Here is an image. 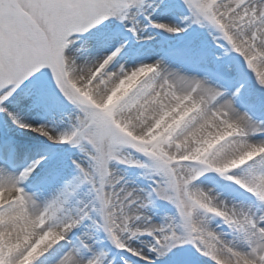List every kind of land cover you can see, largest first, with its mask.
Instances as JSON below:
<instances>
[{
  "label": "snow or ice",
  "instance_id": "1",
  "mask_svg": "<svg viewBox=\"0 0 264 264\" xmlns=\"http://www.w3.org/2000/svg\"><path fill=\"white\" fill-rule=\"evenodd\" d=\"M182 4L176 24L151 18L155 0H0V264H161L187 246L213 264H264V212L198 184L214 173L264 205V118L241 107L245 90L264 92V0ZM113 21L137 39L198 26L234 57L215 78L163 57L129 66L127 42L105 30ZM12 126L69 145L71 173L48 154L21 163ZM115 165L144 169L153 186H129ZM154 198L176 215L154 222Z\"/></svg>",
  "mask_w": 264,
  "mask_h": 264
},
{
  "label": "rangeland",
  "instance_id": "2",
  "mask_svg": "<svg viewBox=\"0 0 264 264\" xmlns=\"http://www.w3.org/2000/svg\"><path fill=\"white\" fill-rule=\"evenodd\" d=\"M148 11L151 13L153 20L176 24H180L182 17L186 14L182 0H155V5L149 8ZM141 20L142 23L147 24V21L143 20L142 17ZM105 30L118 37L117 43L127 42L120 59L122 62L127 61L129 66H134L141 62H151L163 57L174 67L183 68L189 73L199 72L200 74H208L215 78L217 68L232 62L234 57L232 53L222 54V50L217 51L212 37L209 35V30L198 26H192L180 34H170L159 29L148 27L142 33V36L147 38L142 39H137L118 21H113L107 25ZM101 51L103 50H97L93 54L99 55ZM202 54L206 55V61L201 60ZM215 55H220L221 59L216 60ZM247 78L250 84L254 83L250 72L247 73ZM235 84L236 82L233 81L231 85L226 84L225 86L234 87ZM244 100L245 102L241 104V107L249 110L258 119L264 118V92L259 90L249 92L245 90ZM25 115L30 122L52 123L50 117L43 112L31 111L30 113L26 112ZM259 138L257 137V139ZM20 140L26 141L32 139L18 138V141ZM32 141L50 146V149L45 151V153L55 157L65 173H71V159L78 156V153L74 149L69 145H52L47 140L34 139ZM21 148L23 149V153L20 162L26 163L31 157L41 155L45 147L21 144ZM115 167L124 176L129 186L142 189L145 192L149 191L153 186V178L147 175L144 169L125 167L123 165H115ZM198 184L212 189L214 193L219 195L220 199L226 200L230 204H237L257 215L264 212V205L260 204L253 195L247 193L232 182L216 176L214 173L200 177ZM36 187L37 183L35 181L30 182L28 190H35ZM145 211L157 223L162 222L166 217L176 215L175 208L170 202L158 198H154L151 205ZM209 223L217 231L225 233L227 240L233 243H239L238 239L223 225L220 218H211ZM150 239V237L145 235L134 240L133 243L138 246H143ZM105 244L107 245V241H105ZM112 254L113 256L119 255L114 249L112 250ZM161 264H213V262L198 253L194 247L187 246L179 251H174L170 258L163 260Z\"/></svg>",
  "mask_w": 264,
  "mask_h": 264
},
{
  "label": "bare ground",
  "instance_id": "3",
  "mask_svg": "<svg viewBox=\"0 0 264 264\" xmlns=\"http://www.w3.org/2000/svg\"><path fill=\"white\" fill-rule=\"evenodd\" d=\"M27 113H30L31 111H24V110H21V115L28 120V117L25 115ZM32 117V116H31ZM50 120V119H48ZM8 131L9 132H14V136L17 137V138H24V139H41V140H44L46 141L47 139L42 137V136H39L35 133H32V132H29V131H25V130H19V129H15L14 126H12L11 128H8Z\"/></svg>",
  "mask_w": 264,
  "mask_h": 264
},
{
  "label": "water",
  "instance_id": "4",
  "mask_svg": "<svg viewBox=\"0 0 264 264\" xmlns=\"http://www.w3.org/2000/svg\"><path fill=\"white\" fill-rule=\"evenodd\" d=\"M18 143L21 145H30V144H32V145H35V146H42V147H45L44 148V151H43V153L42 154H46L45 153V151H48V149H50V146H48L47 144H44V143H39V142H37V141H32V140H26V141H24V140H20V141H18ZM31 158H33V157H31ZM30 158V159H31ZM29 159V160H30ZM28 161V160H27Z\"/></svg>",
  "mask_w": 264,
  "mask_h": 264
}]
</instances>
